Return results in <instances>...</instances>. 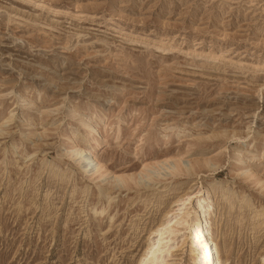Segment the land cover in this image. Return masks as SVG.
<instances>
[{"label":"rangeland","instance_id":"1","mask_svg":"<svg viewBox=\"0 0 264 264\" xmlns=\"http://www.w3.org/2000/svg\"><path fill=\"white\" fill-rule=\"evenodd\" d=\"M205 188L264 264V0H0V264H194L154 231Z\"/></svg>","mask_w":264,"mask_h":264},{"label":"bare ground","instance_id":"2","mask_svg":"<svg viewBox=\"0 0 264 264\" xmlns=\"http://www.w3.org/2000/svg\"><path fill=\"white\" fill-rule=\"evenodd\" d=\"M86 129L89 136L97 131L96 126L92 123L87 124ZM94 143L95 149L101 147V142L94 141ZM77 147V145H74L73 148L75 150L72 151L73 154L70 156L71 158L79 156V164H84L85 172L88 171L89 165L94 162H96L98 168L101 167L99 161L96 160L93 154L87 156L86 153H84L83 147ZM236 159H239V157ZM170 160L177 162V164L181 166L179 160L172 158L165 159L162 162H156V166L160 163H170ZM149 166L155 167L151 164H149ZM184 170L188 171L189 167H185ZM182 171L183 170L178 169L177 165H175L171 173L174 175L182 174ZM213 203V194L207 188L202 191L186 192L184 197L178 198L176 204L166 212V219L154 232L162 236V233L165 232L175 235V233H181V231L184 230V233L187 235L188 245L194 264H222L220 260V246L211 231L212 215L210 213V208ZM188 204L191 205V208L188 207ZM168 216L170 217L167 218ZM161 239L162 237L150 243L147 253L142 256L137 264H154L155 262L163 261V257H161L163 248V246H161ZM167 249H170V246H168Z\"/></svg>","mask_w":264,"mask_h":264}]
</instances>
